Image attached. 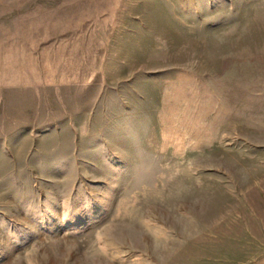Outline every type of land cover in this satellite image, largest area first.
<instances>
[{"label": "rangeland", "instance_id": "374dc122", "mask_svg": "<svg viewBox=\"0 0 264 264\" xmlns=\"http://www.w3.org/2000/svg\"><path fill=\"white\" fill-rule=\"evenodd\" d=\"M7 10L0 264H264V0Z\"/></svg>", "mask_w": 264, "mask_h": 264}, {"label": "crops", "instance_id": "0c3cea01", "mask_svg": "<svg viewBox=\"0 0 264 264\" xmlns=\"http://www.w3.org/2000/svg\"><path fill=\"white\" fill-rule=\"evenodd\" d=\"M6 1V0H5ZM20 11V15H18L20 18H24V19H31V18H37L39 20L41 19H46V20H41L40 24H37L38 26H41L42 28H44L45 26H48L47 24H49V20H48V17L50 19H52L50 22V25L51 27L49 28H53V27H56L55 25H58V23L54 22V19L57 18L54 14V12H51V11H48V10H45L44 12L43 11H39L38 9L37 10H31L30 12L29 11H26L24 9H21L19 10ZM23 12V13H22ZM12 16H15L17 17V15L15 14V12H12V11H5V12H1L0 13V19H3L5 20V18L7 19H10L12 18ZM3 34L5 33L4 31L2 32ZM6 48L7 49H11V47L7 44L6 45ZM5 48V49H6ZM2 48H0L1 50ZM28 128L27 127H24L22 132H20L18 135L19 137L20 136H23V134H25L27 132ZM2 142H0V152H2L4 155H10L12 152H11V143H7L6 140L8 139H5V138H2ZM10 149V150H9Z\"/></svg>", "mask_w": 264, "mask_h": 264}]
</instances>
